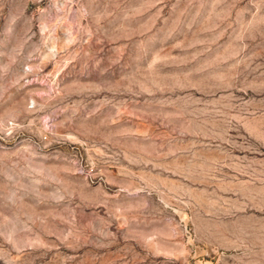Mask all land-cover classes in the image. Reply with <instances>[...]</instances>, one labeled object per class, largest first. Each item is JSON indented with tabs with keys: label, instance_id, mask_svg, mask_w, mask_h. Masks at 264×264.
<instances>
[{
	"label": "rangeland",
	"instance_id": "374dc122",
	"mask_svg": "<svg viewBox=\"0 0 264 264\" xmlns=\"http://www.w3.org/2000/svg\"><path fill=\"white\" fill-rule=\"evenodd\" d=\"M0 264H264V0H0Z\"/></svg>",
	"mask_w": 264,
	"mask_h": 264
}]
</instances>
